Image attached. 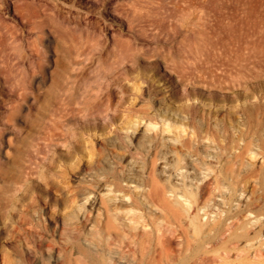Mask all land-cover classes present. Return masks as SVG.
<instances>
[{
    "label": "rangeland",
    "instance_id": "obj_1",
    "mask_svg": "<svg viewBox=\"0 0 264 264\" xmlns=\"http://www.w3.org/2000/svg\"><path fill=\"white\" fill-rule=\"evenodd\" d=\"M246 8L258 39L264 0H0V264H104L106 251L90 243L91 223L105 218L102 199L121 206L124 192L141 191L125 179L141 181L155 156L172 188L185 187L173 170H185L190 144L219 151L225 166L264 172V77L247 85L249 95L206 82L195 89L186 78L194 32L224 33ZM115 38L136 53L120 67L112 65ZM78 40H90L82 54ZM45 41L47 73L32 83L35 46L45 50ZM56 53L65 56L58 67ZM244 197L225 207L224 215L240 208L211 232L213 242L171 264H264V215ZM223 209L200 215L213 224Z\"/></svg>",
    "mask_w": 264,
    "mask_h": 264
},
{
    "label": "bare ground",
    "instance_id": "obj_2",
    "mask_svg": "<svg viewBox=\"0 0 264 264\" xmlns=\"http://www.w3.org/2000/svg\"><path fill=\"white\" fill-rule=\"evenodd\" d=\"M242 14L240 18L225 23L222 27L224 33L219 35L210 36L199 29L194 32L193 39L188 42L186 70L188 84L206 82L220 86L225 91L229 89L239 93L243 88H247L248 84L253 83L252 79L264 77L263 31H260V37L256 39L250 9L242 10ZM49 41L43 44L45 50H41L39 44L35 46L37 57L36 67L31 73L32 83L37 82L42 73H47L51 57ZM113 44L115 50L112 65L120 67L126 58L136 56V53L129 52L126 41L122 38H115ZM78 45L79 54H82L83 47L91 44L90 40H78ZM63 60L60 54L56 53L57 67ZM50 74L54 78L56 70H51ZM192 87L199 88L197 84ZM247 89L249 95L251 89ZM27 91V88H23L20 92L19 104L27 97ZM240 154L242 152L238 153V156ZM258 154L261 155L264 164V145ZM157 157L153 158V166L141 181L134 175H129L125 179L131 183L138 181L136 184L143 188L141 191L134 194L124 192L123 197L128 196V199H123L124 203L121 206H112L110 202L112 197L102 199V208L99 206L98 213L104 214L105 218L98 226L91 223L90 243L98 252L106 251L104 264H171L183 250L213 242L215 235L211 232L224 222L223 220L234 217L240 208L227 210L224 215L225 207L232 206L234 200H243L244 195V198H247L246 206L250 210H256L258 215H264L263 168L244 170L242 167L233 166L234 164L225 166L219 151L211 149L202 151L190 144L187 145L185 155L186 164L183 166L185 170L178 173L173 170L174 174L183 176L185 187L172 188L162 182L156 171L159 161ZM160 162L163 163L164 171L172 170L174 164L170 161ZM180 169L182 166H178L177 170ZM94 176L92 174L90 179L95 180ZM122 188L115 182L114 190L123 191ZM92 193L86 192L82 203L87 204ZM94 202L92 199L89 204L93 207ZM215 205L224 206L223 210L218 211V219L213 224L209 223V219L203 221L200 209ZM208 213L209 209L205 211V214ZM84 216L85 221L91 219L90 214L85 213ZM232 224L234 223L229 225ZM113 234L117 238L113 239ZM60 254L61 252L58 256L63 260ZM60 263L66 264L64 261ZM181 264L199 262L191 257Z\"/></svg>",
    "mask_w": 264,
    "mask_h": 264
}]
</instances>
